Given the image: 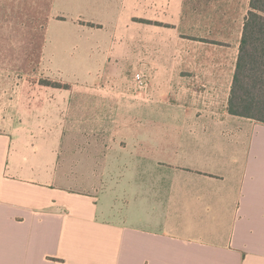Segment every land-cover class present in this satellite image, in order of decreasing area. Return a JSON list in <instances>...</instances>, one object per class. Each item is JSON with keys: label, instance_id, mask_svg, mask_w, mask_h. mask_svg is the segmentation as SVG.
Returning a JSON list of instances; mask_svg holds the SVG:
<instances>
[{"label": "crops", "instance_id": "obj_1", "mask_svg": "<svg viewBox=\"0 0 264 264\" xmlns=\"http://www.w3.org/2000/svg\"><path fill=\"white\" fill-rule=\"evenodd\" d=\"M80 1L108 47L86 75L123 92L149 70L142 100L82 97L103 168H128L99 191L60 175L37 159L58 134L0 92V264H264V124L228 108L251 0Z\"/></svg>", "mask_w": 264, "mask_h": 264}, {"label": "rangeland", "instance_id": "obj_2", "mask_svg": "<svg viewBox=\"0 0 264 264\" xmlns=\"http://www.w3.org/2000/svg\"><path fill=\"white\" fill-rule=\"evenodd\" d=\"M81 8L80 0H0V92L10 100L11 108L24 107L32 116L40 111L41 136L46 138L47 131L58 134V142L38 140L46 146L43 149L53 147L58 152H37V159L52 166L58 162L60 175L71 169L78 184L99 191L114 177L115 159L122 161L119 169L124 172L130 156L112 155L104 169L103 157L97 151L102 131L96 105L82 97L120 95L115 89L121 84L115 76L86 75L108 47L97 44L96 31L83 28ZM139 65L137 69L130 67L134 75L123 84L126 91L121 92L122 97L145 98L149 86L142 85L137 77H150L149 70L145 63ZM55 83L74 89L71 93L62 89L55 92L53 86L45 85ZM85 87L93 91L87 93ZM111 128L113 131V125Z\"/></svg>", "mask_w": 264, "mask_h": 264}, {"label": "trees", "instance_id": "obj_3", "mask_svg": "<svg viewBox=\"0 0 264 264\" xmlns=\"http://www.w3.org/2000/svg\"><path fill=\"white\" fill-rule=\"evenodd\" d=\"M45 85L70 88L57 83ZM228 108L232 115L264 124V0L250 2Z\"/></svg>", "mask_w": 264, "mask_h": 264}, {"label": "built area", "instance_id": "obj_4", "mask_svg": "<svg viewBox=\"0 0 264 264\" xmlns=\"http://www.w3.org/2000/svg\"><path fill=\"white\" fill-rule=\"evenodd\" d=\"M137 79L145 87H148L150 85V77H144L143 75H139Z\"/></svg>", "mask_w": 264, "mask_h": 264}]
</instances>
